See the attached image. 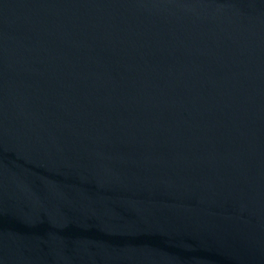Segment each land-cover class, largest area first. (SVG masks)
Returning a JSON list of instances; mask_svg holds the SVG:
<instances>
[{
    "label": "water",
    "instance_id": "1",
    "mask_svg": "<svg viewBox=\"0 0 264 264\" xmlns=\"http://www.w3.org/2000/svg\"><path fill=\"white\" fill-rule=\"evenodd\" d=\"M0 264H264V0H0Z\"/></svg>",
    "mask_w": 264,
    "mask_h": 264
}]
</instances>
